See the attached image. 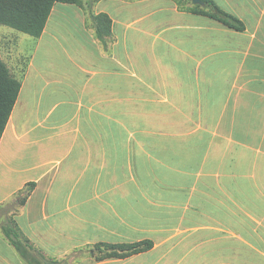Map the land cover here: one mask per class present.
<instances>
[{"label":"crops","instance_id":"obj_1","mask_svg":"<svg viewBox=\"0 0 264 264\" xmlns=\"http://www.w3.org/2000/svg\"><path fill=\"white\" fill-rule=\"evenodd\" d=\"M213 2L244 28L192 0L53 5L7 64L21 86L0 138V207L15 205L0 264H264V0Z\"/></svg>","mask_w":264,"mask_h":264},{"label":"trees","instance_id":"obj_2","mask_svg":"<svg viewBox=\"0 0 264 264\" xmlns=\"http://www.w3.org/2000/svg\"><path fill=\"white\" fill-rule=\"evenodd\" d=\"M201 1L203 7L200 4H195L191 11L207 15L234 29L242 30L244 28L240 20L220 9L213 0ZM57 2L82 5V0H0V24L33 37H39L53 5ZM93 19L98 37L101 38L110 33L111 19L107 14L99 13L94 15ZM20 86V80L12 74L6 62L0 58V138L16 102ZM33 185L34 183L28 184L26 192L19 198L20 204L25 201ZM2 229L10 242L25 255L20 240L22 234L15 222L11 219L8 220ZM25 240L28 242L27 239ZM151 247L152 241L150 240L133 243L98 242L91 245L89 251L95 259L101 260L107 257H125Z\"/></svg>","mask_w":264,"mask_h":264},{"label":"rangeland","instance_id":"obj_3","mask_svg":"<svg viewBox=\"0 0 264 264\" xmlns=\"http://www.w3.org/2000/svg\"><path fill=\"white\" fill-rule=\"evenodd\" d=\"M94 0H82L84 3H92ZM36 41V37L19 32L11 27L0 24V56L4 58L11 70L15 71L16 66H23L26 58L32 51V46ZM15 210L13 201L6 206L0 207V225L4 222L6 217H9L11 212ZM76 256V253H71L67 258ZM67 261V260H66Z\"/></svg>","mask_w":264,"mask_h":264},{"label":"water","instance_id":"obj_4","mask_svg":"<svg viewBox=\"0 0 264 264\" xmlns=\"http://www.w3.org/2000/svg\"><path fill=\"white\" fill-rule=\"evenodd\" d=\"M194 4H200L203 5V2L201 0H192Z\"/></svg>","mask_w":264,"mask_h":264}]
</instances>
